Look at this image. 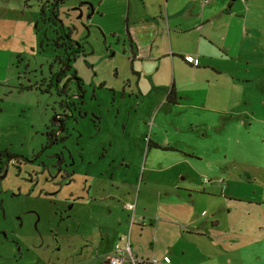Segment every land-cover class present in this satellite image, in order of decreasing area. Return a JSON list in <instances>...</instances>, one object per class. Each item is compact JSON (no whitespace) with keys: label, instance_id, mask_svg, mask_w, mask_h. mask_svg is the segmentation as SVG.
Returning a JSON list of instances; mask_svg holds the SVG:
<instances>
[{"label":"rangeland","instance_id":"obj_1","mask_svg":"<svg viewBox=\"0 0 264 264\" xmlns=\"http://www.w3.org/2000/svg\"><path fill=\"white\" fill-rule=\"evenodd\" d=\"M262 2L261 18H257L262 28L256 36L261 49L231 61V70L214 76L222 85L211 88L206 107L198 93L192 91L196 96L194 102L200 103L193 110L176 105L172 115L164 113L166 107L159 113V118L169 121L168 132L160 131L161 134H167L165 137L173 145L200 153L194 161L196 180L212 185L214 190H225L228 195L224 199L227 212L233 209L227 221L231 230L227 234L229 240L223 241L228 243L223 251L230 264H264ZM66 4L86 36L89 23L100 33L102 26L126 30L123 10L127 5L118 0H68ZM0 14L6 15L5 21L0 20V150L22 155L35 151V159L22 164V168L6 167L4 185L13 191L21 185L23 195L18 196V203L8 200L6 211L3 207L0 210V264H38L40 260L31 249L25 247L21 256V242L26 243L22 236L37 233L44 251L52 250L55 234L77 226L69 224L70 215L77 208L70 199L71 190L77 197L86 180L99 182L111 178L129 184V190L135 194L146 188L149 171L145 159L152 127L144 119L146 114L153 113L157 100L148 105L149 98L143 102L136 95H127L124 87L119 86L123 73L105 67L99 70L94 82L86 85L85 109L90 115L74 125L66 142L43 149L48 144L45 132L54 122L53 106L63 97L57 91V75L50 85L59 68L55 27L46 20L50 18L49 9L40 0H0ZM77 36L75 33L74 37ZM99 37L104 35L92 36L95 49L100 44ZM102 46L109 49V45ZM102 80L106 86H100ZM179 126L184 129L181 131ZM119 155L121 158L117 159ZM125 158L127 163L123 162ZM163 174L169 179L177 178L174 172ZM26 182L37 183L30 194H26Z\"/></svg>","mask_w":264,"mask_h":264},{"label":"crops","instance_id":"obj_2","mask_svg":"<svg viewBox=\"0 0 264 264\" xmlns=\"http://www.w3.org/2000/svg\"><path fill=\"white\" fill-rule=\"evenodd\" d=\"M118 1L128 4L123 10L126 30L102 26L100 33L92 26L85 47L86 61H78L76 67L86 81L93 82L105 67L123 73L119 86L124 87V81L128 85L123 90L143 102L149 98L148 105L157 100L153 113L146 114L144 119L152 127L145 159L149 171L146 188L135 194L127 183L86 180L77 197L70 191V199L77 208L71 213L69 224L77 226L55 234V245L52 250L45 247L46 251L37 233H25L27 236L22 238L26 243L21 242L20 254L24 256L25 247L31 249L40 260L38 264H109L116 244L129 242L135 256L154 257L159 264H230L223 251L228 244L223 241L229 240L227 234L231 230L227 221L233 209L227 212L224 199L228 195L225 190H214L212 185L196 180L194 161L200 153L173 145L165 137L167 134H161L160 131L168 132L169 121L159 118V113L166 107L164 113L172 115L176 105L193 110L200 103L194 102L196 96L192 91L198 93L206 107L211 88L222 85L214 76L231 70V61L261 49L256 36L262 28L257 18H261L263 2ZM117 11L121 13L120 9ZM0 20L5 21L6 15L0 14ZM96 32L104 35L99 37L97 49L91 43ZM187 56L194 60L188 61ZM101 83L107 85L103 80ZM193 127L191 124L190 128ZM120 158L119 155L117 159ZM128 161L123 159L124 163ZM165 172H174L177 178L169 179ZM23 224L22 221L21 228Z\"/></svg>","mask_w":264,"mask_h":264},{"label":"flooded vegetation","instance_id":"obj_3","mask_svg":"<svg viewBox=\"0 0 264 264\" xmlns=\"http://www.w3.org/2000/svg\"><path fill=\"white\" fill-rule=\"evenodd\" d=\"M42 4L48 7L50 18L46 20L51 21L55 27L57 39L55 44L58 46L56 55L59 59V68L55 75L51 77V84H54V77L57 75V91L61 97V101L53 106V112L55 114L52 128H48L45 132L48 136V144L43 147L45 149L51 144H58L66 142L71 134H73L74 125L80 121V119L86 118L90 115L86 110V85L93 82L86 81L78 71L76 63L82 60L86 61L85 47L89 42L88 38L93 28L90 23L88 24V34L84 35V28L80 26L78 22L72 17L71 8L67 6L68 0H40ZM46 9V7H44ZM44 8H41L44 13ZM73 18V19H72ZM78 35L74 37V35ZM87 33V32H85ZM124 89H127L128 85H125ZM101 87L106 86L104 83L100 84ZM31 88V86H29ZM111 88V87H110ZM112 90V89H111ZM124 91L127 95H132L130 91ZM136 93V92H135ZM135 95V94H134ZM150 145V144H149ZM0 210L2 207L9 208L8 200L11 202H19L18 196L23 195L21 185L16 186V191L9 190V187L4 185L5 176L8 173L9 165H16L18 168H22V164L31 163L35 159L34 152L32 155H22V153H15L8 149L0 150ZM111 180H113L111 178ZM28 185L26 194H30L34 188L31 183H25ZM71 183H69L70 185ZM7 235V232H6Z\"/></svg>","mask_w":264,"mask_h":264},{"label":"built area","instance_id":"obj_4","mask_svg":"<svg viewBox=\"0 0 264 264\" xmlns=\"http://www.w3.org/2000/svg\"><path fill=\"white\" fill-rule=\"evenodd\" d=\"M188 61H193V56H187ZM132 208V205H130ZM159 264L160 261L157 258H138L132 251L129 242L124 245L117 243L115 246L114 255L109 259V264Z\"/></svg>","mask_w":264,"mask_h":264},{"label":"trees","instance_id":"obj_5","mask_svg":"<svg viewBox=\"0 0 264 264\" xmlns=\"http://www.w3.org/2000/svg\"><path fill=\"white\" fill-rule=\"evenodd\" d=\"M170 96H172V95H170ZM171 101H174L175 102V100H173V97H170L169 98ZM2 152H0V154H1Z\"/></svg>","mask_w":264,"mask_h":264},{"label":"water","instance_id":"obj_6","mask_svg":"<svg viewBox=\"0 0 264 264\" xmlns=\"http://www.w3.org/2000/svg\"><path fill=\"white\" fill-rule=\"evenodd\" d=\"M129 2V1H128ZM128 5V4H127ZM139 103H137V105H138Z\"/></svg>","mask_w":264,"mask_h":264}]
</instances>
